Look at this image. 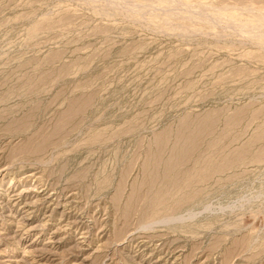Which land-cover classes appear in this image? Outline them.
<instances>
[{
  "label": "rangeland",
  "instance_id": "374dc122",
  "mask_svg": "<svg viewBox=\"0 0 264 264\" xmlns=\"http://www.w3.org/2000/svg\"><path fill=\"white\" fill-rule=\"evenodd\" d=\"M0 264H264V0H0Z\"/></svg>",
  "mask_w": 264,
  "mask_h": 264
}]
</instances>
